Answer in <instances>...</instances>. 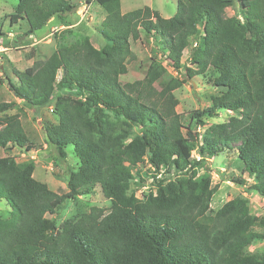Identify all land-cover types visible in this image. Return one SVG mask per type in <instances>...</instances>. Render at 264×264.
<instances>
[{
    "label": "trees",
    "instance_id": "trees-1",
    "mask_svg": "<svg viewBox=\"0 0 264 264\" xmlns=\"http://www.w3.org/2000/svg\"><path fill=\"white\" fill-rule=\"evenodd\" d=\"M73 2L17 0L9 27L24 24L27 37L63 20L76 10ZM92 2L105 12L96 27L101 44L85 34L67 41L66 26L49 54L22 70H3L15 98L34 108L52 104L56 122L43 129L54 164L66 158L67 146L79 160L65 192L35 179L33 160L5 152L29 153L34 141L11 112L16 103L0 101V200L11 208L0 216V264H264V251L249 250L264 240V215L252 214L240 195L211 210L205 171L208 159L235 150L248 188L264 197V0H176L170 17L148 5L123 13L121 0H85ZM232 6L236 16L226 13ZM140 30L187 78L211 75L218 94L192 112L193 128L182 126L176 110L173 90L183 80L155 86L166 70L159 59L142 79L119 81ZM186 49L190 66L181 64ZM220 111L228 119L204 127L205 116ZM95 186L108 208H77L59 221L67 199L74 203Z\"/></svg>",
    "mask_w": 264,
    "mask_h": 264
},
{
    "label": "rangeland",
    "instance_id": "rangeland-1",
    "mask_svg": "<svg viewBox=\"0 0 264 264\" xmlns=\"http://www.w3.org/2000/svg\"><path fill=\"white\" fill-rule=\"evenodd\" d=\"M76 5V10L65 16L63 20L52 19L41 29L33 32L29 36H21V29L25 27L21 23L20 30L17 26L9 27L8 16L14 11L17 0H0V101H14L16 106L11 110L12 113H18L22 123V128L27 131L28 136L34 141L33 149L29 153L13 148L5 150L6 153L15 156L17 161L33 160L35 169L33 176L35 179L45 182L48 187L58 193L66 191V182L70 171L77 168V159L72 151L71 146L66 148V158L56 159V165L53 158H57L54 147L45 143L43 124L55 123L56 119L51 112V105L45 107H30L26 102L15 98L8 90L5 82L3 70H7L10 74L12 69H23L40 57H44L53 51L56 47L55 43L61 34H64L66 26L70 33H65L67 41L73 40L77 35H87L90 37L94 45L101 44V37L98 35L96 27L100 25L104 17V9L97 3L92 2L86 6L85 0H72ZM176 0H121V11L127 12L133 9L150 6L159 11L163 17H170L176 11ZM227 15H237L236 7H228ZM53 26V30L51 29ZM72 27V28H70ZM15 33L14 37L7 38L2 33ZM55 33V34H54ZM74 33L75 36H74ZM140 37L137 40H130V49L135 55L134 59L127 62V72L119 77L121 83L140 80L144 77L147 66L154 58L159 59L166 66L164 74L157 80L156 88H162L171 78L177 77L183 80L182 85L173 90V94L178 98L176 106L177 112L180 114V120L183 127H194V121L191 122L190 117L194 110H204L211 104V96L218 94V89L211 83V75H195L192 78L185 76L184 68L175 70L169 64L165 63L163 57L158 53L154 40L140 30ZM189 49L183 52L182 65H189ZM3 68V69H2ZM203 119V117H202ZM228 119L226 111H220L212 117L204 118L205 126L212 123L223 122ZM184 130V129H183ZM198 132H203V127L197 128ZM4 150H0V156ZM191 154L197 157L196 146H192ZM236 151L230 150L218 154L212 159H208L205 165V171L208 172L210 185L213 187V194L210 201L211 210L220 207L226 201L242 196L248 200L250 212L256 216L264 215V197L259 196L248 188L251 179L242 174L241 165L235 159ZM51 163V166H50ZM51 168V169H50ZM144 170V165H140ZM238 176L245 180L242 184H237L231 180V176ZM152 179H149L150 182ZM149 186H145L143 190L146 192ZM83 190H85L83 188ZM85 194H81L78 199L72 203L69 199L65 201V205L58 213L59 221L74 214L76 209H88L90 206L108 208L110 203L104 199L98 186L86 189ZM141 190L137 191L140 196ZM11 208L4 200H0V216L9 215ZM264 230V229H263ZM250 251H264V240L254 242L250 247Z\"/></svg>",
    "mask_w": 264,
    "mask_h": 264
},
{
    "label": "crops",
    "instance_id": "crops-1",
    "mask_svg": "<svg viewBox=\"0 0 264 264\" xmlns=\"http://www.w3.org/2000/svg\"><path fill=\"white\" fill-rule=\"evenodd\" d=\"M88 4H86V6H87ZM54 20V19H53ZM52 19L50 20V21H53ZM49 21V22H50ZM53 28V26H51V29ZM53 30V29H52ZM15 33H12V32H9V33H6V34H4V33H2L1 35H3L4 37H7V38H11V37H14L15 39H18V38H21V37H15V35H14ZM23 37V36H22ZM3 69V68H2ZM20 100V99H19Z\"/></svg>",
    "mask_w": 264,
    "mask_h": 264
},
{
    "label": "built area",
    "instance_id": "built-area-1",
    "mask_svg": "<svg viewBox=\"0 0 264 264\" xmlns=\"http://www.w3.org/2000/svg\"><path fill=\"white\" fill-rule=\"evenodd\" d=\"M187 50V49H186ZM50 166H51V163H50ZM51 169V168H50Z\"/></svg>",
    "mask_w": 264,
    "mask_h": 264
}]
</instances>
